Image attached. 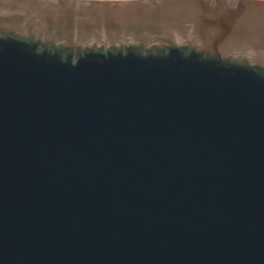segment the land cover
Masks as SVG:
<instances>
[{"label":"water","instance_id":"95a60500","mask_svg":"<svg viewBox=\"0 0 264 264\" xmlns=\"http://www.w3.org/2000/svg\"><path fill=\"white\" fill-rule=\"evenodd\" d=\"M0 264H264V0H0Z\"/></svg>","mask_w":264,"mask_h":264}]
</instances>
